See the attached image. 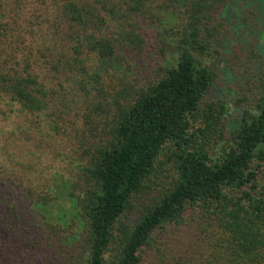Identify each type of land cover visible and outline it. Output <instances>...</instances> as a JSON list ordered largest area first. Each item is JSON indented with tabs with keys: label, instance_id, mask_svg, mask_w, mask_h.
Returning a JSON list of instances; mask_svg holds the SVG:
<instances>
[{
	"label": "trees",
	"instance_id": "obj_1",
	"mask_svg": "<svg viewBox=\"0 0 264 264\" xmlns=\"http://www.w3.org/2000/svg\"><path fill=\"white\" fill-rule=\"evenodd\" d=\"M248 2L0 0V98L73 165L58 192L14 197L0 264H264V0Z\"/></svg>",
	"mask_w": 264,
	"mask_h": 264
},
{
	"label": "rangeland",
	"instance_id": "obj_2",
	"mask_svg": "<svg viewBox=\"0 0 264 264\" xmlns=\"http://www.w3.org/2000/svg\"><path fill=\"white\" fill-rule=\"evenodd\" d=\"M248 1L250 0H234L229 12L235 11L238 8L240 15L243 17L248 18L253 16L258 12V8L252 6L254 2H250V4ZM231 26H235L233 20ZM256 28L258 30V27ZM259 43H263V39H260ZM261 53L264 55L263 48ZM253 55L255 58L250 51L243 56V61L248 63V66L243 68L244 72H246V77H253L250 69L253 63L259 59V54L255 56L253 53ZM231 59L236 60V55L231 58L229 56L230 61ZM232 75V71L224 73V77L228 81L233 79ZM232 82L233 80H231V84ZM232 87L236 86L232 85ZM228 95L232 100H235L237 96L235 92H231ZM230 108L229 121H231L234 109L232 106ZM45 127V121L41 123L39 118L33 119L31 116H25L19 111V107L13 104L9 98H0V190L3 193V198L0 200V219L1 217L2 219L8 217L7 213L9 211L7 210L14 207L15 196L33 188L34 185H43V178H46V180L49 178L48 185H50L49 187H51L54 193L55 191L58 192L59 189H63L68 184H66L65 179L68 180L69 175L72 174L73 165L71 161L65 155L57 156L51 152H42L40 149V141H42L43 136H47V133L44 131ZM61 175H65L64 181L60 178ZM61 203L64 202L61 201ZM58 213L57 207H54L53 217H57ZM2 227L4 228V224H2Z\"/></svg>",
	"mask_w": 264,
	"mask_h": 264
}]
</instances>
